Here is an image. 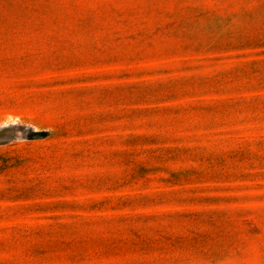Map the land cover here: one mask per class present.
I'll return each instance as SVG.
<instances>
[{
    "label": "rangeland",
    "instance_id": "rangeland-1",
    "mask_svg": "<svg viewBox=\"0 0 264 264\" xmlns=\"http://www.w3.org/2000/svg\"><path fill=\"white\" fill-rule=\"evenodd\" d=\"M3 124L0 264H264V0H0Z\"/></svg>",
    "mask_w": 264,
    "mask_h": 264
},
{
    "label": "bare ground",
    "instance_id": "bare-ground-1",
    "mask_svg": "<svg viewBox=\"0 0 264 264\" xmlns=\"http://www.w3.org/2000/svg\"><path fill=\"white\" fill-rule=\"evenodd\" d=\"M8 126H11V125L10 124L0 125V133H1V131H3L2 132V133H4L3 135H5V133H9L10 135H11V133H14L15 130L14 129H9ZM14 127H16V126H14Z\"/></svg>",
    "mask_w": 264,
    "mask_h": 264
}]
</instances>
